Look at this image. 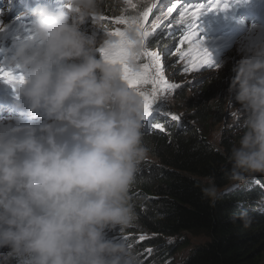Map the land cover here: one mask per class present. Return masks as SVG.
I'll use <instances>...</instances> for the list:
<instances>
[{"label":"trees","instance_id":"trees-1","mask_svg":"<svg viewBox=\"0 0 264 264\" xmlns=\"http://www.w3.org/2000/svg\"><path fill=\"white\" fill-rule=\"evenodd\" d=\"M124 1L89 0L93 6L87 0H77L76 3L101 16L103 13L107 17H115L128 11L127 1ZM193 1L195 2L183 0L171 11L170 0H148L135 7L131 14L139 16V21H148L149 48L169 47V51H174L175 61L180 59V65L187 70L192 69L193 62L201 60V52L213 54L205 61H217L223 57L230 49L232 32L241 27L238 24L223 29V21L218 27L219 31L224 32L219 35L224 43L220 40L210 41L212 44L204 50L209 37L203 42L200 35L211 36L210 30L216 25L214 10L208 13L204 11L210 8L209 5L205 8V2L213 4L214 0H203L200 4ZM221 2L227 0H220L217 8ZM166 10H170L168 20L160 22V27H156V22ZM200 12L210 19L209 23L195 19ZM84 20L87 21L86 18ZM102 20L103 18L84 23L91 30V33L84 35L85 38L103 40L106 29L99 23ZM106 21L104 24L108 25L109 20ZM257 21L254 18L251 24ZM227 22L231 24L233 21ZM151 27L153 31L150 30ZM197 33L199 36H196ZM113 35L116 36L114 33ZM192 40L198 41L199 45L189 47ZM218 43L223 45L221 49L225 51L222 56L216 52ZM118 48L119 45L110 46L113 51ZM174 58L171 60L174 61ZM234 59L236 58H231L226 67ZM231 74L234 76L241 72H229L228 79L222 78L219 83L215 80L206 82L203 78L199 80L202 83L200 96L194 98L190 94L187 97V111L206 127L213 123L218 125L225 116H229L228 96L229 91L234 88L233 84L230 88L234 80ZM240 77L243 78L241 75ZM242 86L243 84L238 86L239 89L235 92L239 102L236 105L239 109H246L248 119L252 117L248 126L258 129L260 141H247L241 147L228 137L223 138L219 147L216 146L205 132L201 133L182 117L173 118L169 115L168 101L149 103L141 94L137 99L138 103L129 102L124 106L125 112L116 119L126 131L123 150H126V155L131 159L130 164L135 166L133 171H124L125 179L118 180L126 184L123 189L116 188L108 197L104 194L106 197L100 198L110 204L116 205L114 199L118 203L115 207L118 214L115 218L117 233L112 227L101 229L104 233H111H100L99 237L110 238L105 244L113 252V256L109 255V258L116 259L118 251L129 250L125 244H130L137 237L136 230L139 229L152 238L138 240L131 245L139 244L142 249L147 248L152 256L148 260L151 264H174L171 251L185 249H188L185 257H181L175 264H264V114H261L264 112V100L260 98L263 95L251 94ZM169 87L171 90L168 91H175L172 85ZM176 89L178 93L187 95L185 91L188 89ZM135 118L139 122L137 125L133 122ZM143 122L147 124L144 125ZM132 149L141 154L134 157L129 154ZM151 157L158 162L155 163ZM192 239L195 242L192 243ZM12 264L20 262L14 259Z\"/></svg>","mask_w":264,"mask_h":264},{"label":"rangeland","instance_id":"rangeland-1","mask_svg":"<svg viewBox=\"0 0 264 264\" xmlns=\"http://www.w3.org/2000/svg\"><path fill=\"white\" fill-rule=\"evenodd\" d=\"M71 1L72 0H66L65 8L68 11H72V13H75L76 9ZM125 1H127L129 9H131V13H129V9L123 15L115 17H110L111 15H108L107 17V15L101 13L104 21L102 20L100 21V23L105 25L104 23H107L106 20H109V24L106 25V31L104 32L105 35H103L102 37L106 38V40L108 37H110V41L115 42V44L121 43L122 46L117 50L118 59L116 63H118L123 69H125L127 65V70L130 74L131 82H129L126 77H123V73L121 72L113 73L111 77H109L108 74L104 72L102 73V79L107 83L108 81H106V78L110 81H115V84L118 87L124 88L123 90L125 94L127 96H130L132 98V101H137V99L140 98L141 94L143 95L142 98L147 102L149 101V103H152L153 101H158L159 103L168 101L170 103L168 112L169 115H172L173 118L182 117L190 125L198 128L201 133L205 132V134L209 136L210 140L218 147L219 144L223 142L222 140L224 137L231 138L232 141L238 145V147H241V145H243L247 141H251V143H257L258 141H260L258 129L247 127L250 118L248 119V114L245 108L240 107L239 109V107L236 105L239 102L236 99L235 92L238 91L237 87L243 84L242 88H246L250 92L253 91L259 95L264 96L263 30L257 29V27H253L248 30L249 32L247 34L238 37V40L235 37H231V42L229 44L230 49L227 50L225 55L217 61H215V59H208L205 61L207 57L211 58L213 54H203L201 52L199 54L202 56L201 60L193 62L191 67L192 69L187 70L185 67H182L180 65V59H178V61H175L174 51H169V47L165 48L164 50H162L160 47H157L155 49L149 48V45L147 43L149 31L148 21H139V16L137 17V15H131L133 14L132 12H134L135 7L142 5V3L145 4L148 0ZM87 2L90 6H93L92 2H89V0H87ZM182 2L183 0L172 2L170 10L173 11L174 8H177ZM195 2L204 1L195 0ZM8 3L14 4L15 1L0 0V9H3ZM246 3L247 1H244L242 4ZM205 4L210 5L209 2H205ZM28 6L29 10H26V6H19V4L9 7L10 9H7L5 15V20L7 23L0 25V72L2 73V75H0V93H2V102L6 103V100L12 101L13 104H16V106L9 109V111L18 114L23 111L22 109L24 108V106L25 108H28V112L24 113V115H18L21 116V118L6 120L0 123V141L6 142L14 150H19L18 152L10 153V157H12V154L16 155L15 160L17 161L18 165L17 169L22 165H25L26 168H28L26 170L32 171V165H30V163L36 158L27 154V152L38 145L44 144V148L47 149V147H49L50 145L58 144L59 137L63 132V128L61 126L62 118L75 104L76 96L74 94V84L72 83V81L68 85L67 91L69 95L67 96H64L65 91L62 85H59L56 82L55 86L57 87L58 96L48 102L39 101L34 96L31 88L28 86L29 79H40L43 77L46 71L63 70V67H66V60L63 52L62 42L60 40L53 42V38L57 37V33H49L48 28H46L45 26V18L40 14L38 10L33 11L32 6ZM217 6L218 4L215 3L210 5V8H212L211 10H214V14L216 16V25L210 30V37L212 38H216L221 34L218 25L226 20L228 16L226 5L220 4L219 8H217ZM210 8H208V11H206L207 13L209 12ZM141 10L142 8L140 9V11ZM170 10H166V14L160 17L161 22L168 20V12H170ZM20 15H22V18L18 20L9 31H4V27L10 26V21ZM203 15L204 14L195 16V19L200 22H204L205 17ZM200 16H202V18H200ZM207 22L209 23L210 19H208ZM155 26L160 27L158 24H155ZM218 31L219 33H217ZM237 31L238 30L232 33H236ZM113 33L116 35L114 38H112ZM201 35L200 37H203L202 41L205 42L206 36L204 34ZM196 36H199V33H197ZM214 40L215 39L208 38V42H206L207 47L204 50H207L212 44H210L209 42H213ZM219 40L224 43V40L222 38H220ZM194 42L196 41L192 40V43ZM104 43L106 46V42ZM195 44L199 45V43ZM190 46L193 45H189V47ZM222 46L223 45L221 43H218L216 47V52L219 54V56H222L225 52L223 49H221ZM140 49H142V52H140ZM75 51H78V49H75ZM9 54H12L11 57H9L5 63H2V59L4 57H8ZM172 58H174V61L171 60ZM196 58L197 57L195 56L194 59ZM231 58L236 59H234L232 63L226 67V64ZM89 68L90 65L87 64L84 69L80 67L78 71L81 70L80 72H83L85 69ZM195 68L198 69L195 71ZM232 71L241 72V74L234 76L233 74H231L234 80L233 83L230 84V88L232 87V84L234 85V88L233 90L229 91L230 95L228 96L227 108L230 111L229 116H225L223 122L218 125H216V123H213L212 125H208L206 127L204 126V124L193 118L187 111V108L189 107L187 103V97L190 94L194 98L199 96L201 91L200 86L202 84L199 80L204 78L206 82L209 80H215L217 81V83H219V80L222 78H224V80L225 78L228 79V74ZM240 75L243 78H241ZM211 76L215 78H211ZM89 77L91 78V76ZM99 84H101V79L97 82V84L95 82H92L91 88L96 90L97 88L95 87V85L98 86ZM170 85H172V88L175 91H168L171 90L169 89ZM177 87L188 89V91H185L187 95L178 93V91H176ZM226 88L227 87H225V89ZM110 94L111 92H108V96ZM221 94L223 93L221 92ZM218 98L219 97L217 95V99ZM2 109H6V107L4 106V108ZM77 112L78 111L76 110V114ZM262 114H264V112ZM78 117L83 121V123L87 125V131L90 134L96 135L98 139H102V141L113 142L116 138L120 139V146L121 144H123L124 136L126 134L125 129L123 131L119 128L111 127L105 122L104 119L105 129L115 132L113 135L110 134L108 135V137H104L103 135L98 134V128L96 127V124L93 123V115H91L90 113H78ZM173 118L170 120H173ZM238 118L239 120H237ZM152 119H154V116L152 117ZM133 120L134 124H138L137 118ZM231 126H234V128H232ZM143 128L145 127L143 126ZM67 133V130H65L63 135H66L67 137ZM73 137L83 144L80 148L86 153V156H88V153L89 155L95 153H106V145L99 142L91 144V140L89 137H87L86 131L84 129L77 132L75 135H73ZM129 154H133L135 157V155H139L141 154V152L132 149V152H130ZM73 156H75L74 151ZM151 159L155 161V163L158 162V160L154 157H151ZM118 163V160H113L111 162V164ZM65 170V165L59 163L55 164V172L62 173ZM77 171L78 169L75 170V173ZM109 173H112L110 168L100 169L97 173H93V171H90L88 178L85 179L84 182L90 183L93 181V179L105 180V175ZM16 179V176L12 175V178L10 179V189H12V182ZM45 179L46 168L44 170V173L42 174V184L44 183ZM27 183L29 187L28 189H26L27 191L25 192V195L18 196V188L16 189V193H14L11 197L12 202L17 209V212L20 214L19 217H24L26 214V210H29V213L26 215V217H28V215H30L31 213L30 209H28L27 207V200L33 204L34 208H36L35 199L37 198L38 186L32 188L31 181L27 180L26 184ZM17 186L19 187V184H17ZM25 187L26 186L24 183V188ZM65 188L66 184L63 185V189ZM62 192H65V190ZM80 195V192H78V190L76 189L67 196L74 198V200H78ZM88 195L89 200H99V198H97L93 192H89ZM55 199H59V196L52 198V200ZM85 199L86 196L82 192V198L80 200ZM58 202L63 204V201ZM68 210L71 212L70 209ZM41 217L42 216L40 213H35V218L43 221ZM22 225L23 224H21V226ZM32 225H34L35 227V224ZM27 227L28 226L25 225L20 229L22 233H26V237L28 236V232L26 231ZM66 231L67 233L72 235H76V233H78L77 236H79V238H86L83 235H80L81 232L86 233V230L79 229L76 225H68ZM136 232V238L139 237V241L142 239L152 238V236H148L144 231H141L139 229H137ZM44 234H46V237H43ZM31 236L32 241L29 243V245L36 246V258L32 264L41 263L43 252L49 249L48 242L50 240L54 243H59L60 240L65 243L62 236L58 235L57 233L51 236L50 232L45 231V229L40 233L38 232V234L33 229ZM16 241H18L17 236ZM192 241L195 242L194 239H192L191 242ZM73 244L74 242L72 241V243L60 246L58 248V251L51 252V258L56 261V264H62V259L67 260L71 264H81L80 250L87 247L85 244V239H83L79 243H76V247H72ZM6 246L7 242H4L2 247ZM64 248H68L70 253L64 255ZM130 249L136 255L141 256L144 259L146 257L147 261L152 259V256L149 255L150 251H148V249H146L145 251H138L137 245H132ZM171 252L173 253L171 260L176 263L181 257H185L188 249L177 252L172 250ZM57 254H60V257H57ZM6 260V257L0 256V264H9L8 261L6 263Z\"/></svg>","mask_w":264,"mask_h":264},{"label":"clouds","instance_id":"clouds-1","mask_svg":"<svg viewBox=\"0 0 264 264\" xmlns=\"http://www.w3.org/2000/svg\"><path fill=\"white\" fill-rule=\"evenodd\" d=\"M101 114H102V116L105 115L106 114L105 110H102ZM99 122H100V120H99ZM87 137L90 138L91 144L97 142L96 135L92 134V135L87 136ZM118 148L119 147H117V149ZM34 150H35V148L31 149L29 151V155H32ZM130 161H131V159L128 157V162H127L128 169L133 171L135 165L130 164ZM56 163H58V162H57L56 158L53 156L52 171L46 175V179H45L43 184L41 182L42 176L40 174H38L36 176L31 175V178H32V176H35L34 187L38 186L37 187L38 201L37 202L35 201L36 212H37V205H38V208L45 207L50 202V200L52 199V196H53V188H56L58 190V192H60V193H63L62 191L65 190V192L63 194L64 205L69 206V205L77 204L80 207V210L82 211L83 214H85L86 211H91V210L95 214L100 211L101 216L96 220L100 222L99 226L101 227V229L106 230V229H109L112 227L115 229V232L117 233V227H116L117 221H115V218L117 217L118 214L112 213V212L110 213L107 210L96 209L97 206L88 201L89 200L88 194H89V192H93L96 195V197L99 198V200H100V198L103 199V197H106L104 195L105 194L104 191L106 189H110V188L123 189L124 186H126V184H123L121 187H114L112 185H109V183L111 181H110V179H108L107 175H105V177H106L105 180L93 179L92 182L85 183L84 180L88 178L90 170L78 169V171L75 173L76 169H72L73 173H69L70 169H67L68 172L64 171L62 173H57L54 171ZM98 164H99V162H98ZM64 165L66 167L67 164H64ZM39 169H40V171L42 170V168H39ZM13 176H16V175H13ZM16 178H17L16 180H18V176H16ZM122 179H125L124 175H122ZM65 184H66V188L63 189V185H65ZM74 184H79V187L75 188ZM76 189L81 194L80 197L78 198V200H74V198L67 196L68 194H71L72 191H75ZM82 192L85 194L86 199L80 202L79 200L82 198ZM100 201L103 202L102 200H100ZM26 203H27V207H28V209H30L31 213H30V215H28V217H26V215L29 213V210H26V211H28L27 214L21 219L16 218L18 215L17 209L13 212L14 213L13 216H7L6 214L4 215L5 212L3 213L0 210V243L8 242L16 236H17V240H18V241H15V239H13L14 241L11 242L10 244H8L6 247L0 246V256L6 257L7 258L6 263L8 261L9 264H12L14 259L18 260L20 262V264H32L36 258V256H35L36 246L35 245H29V243L32 241L31 240L32 230L34 229L36 231V233L38 234V232L40 233L44 229L45 230L49 229L47 225H43L39 222H38V225H35V227H34V225H32V223L30 221L35 218V216H31L32 215V209L34 207H33V204L30 203L29 201H26ZM68 209H71V208L69 207ZM107 214H111V215L107 216ZM120 217L124 218V216H120ZM26 219H27V221H25ZM8 221L12 222V224H11L12 226L8 225ZM21 222L23 223L22 226H25V225L28 226L27 227V229H28V231H27L28 236L27 237L22 236V231H20V229L22 228ZM109 225H111V226L109 227ZM87 228L91 230L92 226L89 225ZM47 232H50L51 236H53L56 233V229L52 228L50 231H47ZM93 233L94 234L95 233L107 234V233H111V232L105 231V233H104V231L102 232L101 230H99V231H96ZM1 234H4L5 237L1 236ZM80 235L87 237V234L85 232H81ZM43 237H46V234H44ZM71 237H72L71 240L74 242V244L79 243L83 239H86V238H79V236L72 235V234H71ZM109 240H110V238L104 237V238L92 239L90 241V248L93 250V252L91 251L90 248L87 251L94 253V257H95V259H97L96 261L100 264H112V262L107 257L109 255L113 256V252L109 251L108 247H106V245H105L106 242H108ZM138 240L139 239H136V240L134 239L132 242H137ZM131 243L125 244V245H127L129 250L117 252V263L118 264H151L150 261H147L146 259L142 258L141 256L136 255L130 249V247L132 245H137L138 251H145L147 248L142 249L139 244H132L131 245ZM48 244H49V249L45 250L43 252V255H42L43 258L41 259V263H39V264H56L55 263L56 261L51 258L52 257L51 252L52 251H58V248L60 246L65 245V243H63L61 240L59 241V243H54L50 240L48 242ZM8 251H10V252H8ZM64 251H65L64 255L70 253L68 248H64ZM57 257H60V254H57ZM139 260H142V261L139 262ZM97 262H95V263H97ZM62 264H71V263H69L67 260L62 259Z\"/></svg>","mask_w":264,"mask_h":264},{"label":"bare ground","instance_id":"bare-ground-1","mask_svg":"<svg viewBox=\"0 0 264 264\" xmlns=\"http://www.w3.org/2000/svg\"><path fill=\"white\" fill-rule=\"evenodd\" d=\"M223 1V0H222ZM244 1H247V3L246 4H242ZM125 2V1H124ZM200 3H202V2H195V4H200ZM215 3V2H214ZM213 3V4H214ZM249 3H253V4H249ZM221 4H225L226 6H227V14H228V18L226 19V20H224V24H223V29H226V28H228L229 26H236V25H240L241 27H240V29H238V31L236 32V33H232L233 34V38L235 37L237 40H238V37H240L241 35H244V34H247L249 31L248 30H250L251 28H253V27H257V29H262L263 30V32H264V12H260V10H259V7H260V5H264V0H253V1H251V0H228L227 2H224V3H222L221 2ZM210 5H212L211 3H210ZM209 5V6H210ZM28 7L29 6H26V10H29L28 9ZM205 8H208V5L206 4L205 5ZM212 8H210L209 9V12H210V10H211ZM205 12L206 11H208V9L207 10H204ZM68 13L70 14V15H73V13H72V11H68ZM202 12H200V13H198L196 16H199V15H202L201 14ZM63 18V17H62ZM200 18H202V16H200ZM254 18H257V23H255V24H251V22L254 20ZM207 20H208V18L207 17H205L204 18V22H207ZM229 20H232L233 22H231V24H228V22L227 21H229ZM166 21V20H165ZM67 22H69L68 20H67ZM224 32H223V30H221V35L223 34ZM206 37L208 36L209 38H211V39H215L214 41H217V40H219L220 38H222V37H220V36H217L216 38H212V37H210L209 35H207V34H204ZM192 43V42H191ZM190 43V45H195V43H198V41H196V42H194V43H192L191 44ZM162 50H164L165 48H162V47H160ZM73 51H75V50H73ZM263 54H264V50H263ZM96 71H98V70H90V72L91 73H96ZM104 73V72H103ZM87 75L86 74H84L83 75V79H86L87 77H86ZM107 83V82H106ZM85 85L84 84H82L81 85V87H84ZM95 87L97 88L98 86H96L95 85ZM182 87V86H181ZM237 89H239L238 87H237ZM14 90V89H13ZM207 90V89H206ZM104 94V93H103ZM111 95V94H110ZM109 95V96H110ZM108 96V93H106V94H104V99H103V102H104V100L106 99V98H108L109 97ZM200 96V95H199ZM127 98L128 99H130L131 101H132V98L130 97V96H127ZM102 102V103H103ZM6 106H11V104L10 105H6ZM14 106H16V104H14L13 106H11L12 108L14 107ZM23 111H21V113H19V114H22V115H24V113H26V112H28V108H25V106H24V108L22 109ZM160 110V109H159ZM254 113V112H253ZM256 113V112H255ZM254 113V114H255ZM263 113V112H262ZM261 113V114H262ZM259 115V114H258ZM257 116V115H256ZM259 117H260V115H259ZM255 118V117H254ZM236 119V118H235ZM179 120V119H178ZM253 119H252V117H250V121H252ZM264 121V120H263ZM54 122V121H53ZM156 122V121H155ZM139 123V122H138ZM250 123V122H249ZM235 124H236V121H235ZM251 124V123H250ZM249 124V125H250ZM137 125V124H136ZM154 125H155V123H154ZM234 125V124H233ZM61 126H62V128H63V132H62V134L60 135V136H62L63 135V133H64V131L66 130V127H65V124L64 123H62L61 124ZM236 127V126H235ZM247 127H249V126H247ZM154 128H158V127H154ZM250 128V127H249ZM248 128V129H249ZM224 135V134H223ZM256 135V134H255ZM38 147H42V145H38ZM44 151H41L39 154H41V153H43ZM11 156H14V154H12ZM121 162L119 161V163L118 164H112V165H114V166H112V167H110V170H111V172H114V171H116L117 169H119V168H122L121 167V164H120ZM33 170H34V175H37V173L39 174V171H40V169H39V166H38V161H35L34 163H33ZM33 178H31L30 179V181H31V183H33L34 182V178H35V176H32ZM119 180V179H118ZM117 180V181H118ZM18 184L20 185V183L18 182ZM114 189H116V188H110V189H106V191H104V193L106 194V196L108 197L109 196V194L111 193V192H115V191H113ZM35 201L37 202L38 201V196H37V198L35 199ZM81 201H83V200H80V202ZM89 202H91V203H93L94 205H96L97 206V208L99 209V210H107L108 212H112V213H116V211H115V207L116 206H118V203L116 202V200L114 199V203L116 204V205H114V204H110V203H108V202H106V201H104V202H101L100 200H98V199H90V200H88ZM63 204H61L60 202H58V201H54V200H50V202L47 204V206H46V208L40 213L41 214V218H42V220L43 221H47V220H51V218H55L54 216H53V211H54V209L55 208H58V206H62ZM79 213L80 214H82L81 216H83V218H86V217H92L93 215H94V212H90V213H88V214H83L82 213V211L81 210H79ZM19 214V213H18ZM20 215V214H19ZM66 215H68V217H67V221H65V222H67V223H63V228H64V230L63 231H59V229L57 230V234L58 235H60V236H62L63 237V240L65 241V244H68V243H72V240L68 237V234L69 233H67V231H66V228L68 227V225H76L79 229H82V230H86V233H87V237H86V239H85V244H86V248H83V249H81L80 250V262H81V264H94L95 262H97L96 260L97 259H95V257H94V253H92L93 252V250L90 248V241L92 240V239H96V238H99L100 237V233H93V232H96V231H99V230H101V227L99 226L100 225V222L99 221H97V220H86V219H82L81 221H79V222H77L76 221V223H74V224H70L69 223V221L71 220V218L73 217V214H72V212H70L69 210H68V208L67 209H65V211H64V215H63V217L61 218V221L63 220V218H64V216H66ZM75 218V217H74ZM38 219V218H37ZM74 220V219H73ZM25 221H27V220H25ZM93 221H94V224H93ZM12 224V222H10V221H8V225H10V226H12L11 225ZM21 224H23L22 222H21ZM88 225H91L92 226V228H91V230L90 229H88L87 227H88ZM1 236H3V237H5V235L4 234H1ZM13 239H15V241H16V237H14ZM10 240V241H8L7 242V245L8 244H10L11 242H13L14 240ZM4 243H0V246H2ZM72 247H76V244H74V245H72ZM91 249V251L92 252H88L87 250L88 249ZM45 249V248H44ZM111 262H112V264H118L117 263V258L115 259V258H109V257H107ZM95 264H100V263H95Z\"/></svg>","mask_w":264,"mask_h":264},{"label":"water","instance_id":"water-1","mask_svg":"<svg viewBox=\"0 0 264 264\" xmlns=\"http://www.w3.org/2000/svg\"><path fill=\"white\" fill-rule=\"evenodd\" d=\"M171 1H174V0H171ZM89 11H90V9H83V10L80 9V13L82 15L83 14H86ZM46 82H51V84L54 85L55 80L52 79V78H49L48 76H46L43 79H41L40 81L37 80V81H30L29 82L30 85L32 86L31 88L33 89L34 93H36L37 97L39 99H41V100H47L49 98L55 97V93H54L53 86L52 87H46L45 86L46 85L45 84ZM85 90L88 91L89 93H91V92L92 93H95V89H93L91 87H88V86H86ZM97 97H99V95H97ZM78 98H81L82 99L83 108L87 110L88 107L83 103V97L80 96ZM100 99H101V101H103L104 94H101L100 95ZM109 100H111V95L108 98H106L103 103L105 104ZM78 113L79 112H77V114H76V110H75L74 106H72L69 109V111L65 114V118L64 119H65V123L67 125V128H66V130L68 132L67 133V137L68 136L70 137L71 135H75L77 132H79L80 130H82V129H84V128L87 127V125L85 123H83V121L78 117ZM90 114L93 115V123L94 124H97L99 122V120H100L99 113L95 114V116H94L93 112H90ZM60 137L64 138V137H66V135H63V136H60ZM37 147H35V149ZM29 151H28L27 154H29ZM59 164L64 165V162L59 161ZM74 185H75V188L79 187V184H74ZM63 194H64V192L63 193H59L56 190H54L52 198L53 197H56V196H59V199H55L54 201H63V197H64ZM10 204L12 206H14L13 202H11ZM68 207L71 208L70 210H71V212L73 214V217L71 218L72 219V222L73 221L79 222L82 219L94 220L95 221L96 219H98L101 216V215H99V213H96L92 217L83 218V216H81L82 214L79 213L80 207L77 204L66 206L63 203L62 206H58V208H55L54 209L53 216L55 218H51V220H47V221H40L37 218H34L30 222L32 224H35V225H38V222H39V223H41L43 225L51 226L52 228H55L56 229V232H57L58 229H59V231H63L64 228L62 226L63 223L61 222V218L64 215L65 209H67ZM45 208H46V206L45 207L38 208V205H37V212H38V214L41 213L42 210H44ZM96 209H98V208H96ZM90 212H92V210L91 211H86L85 214H88ZM32 213H33V211H32ZM94 221H93V224H94ZM76 235H78V233Z\"/></svg>","mask_w":264,"mask_h":264}]
</instances>
